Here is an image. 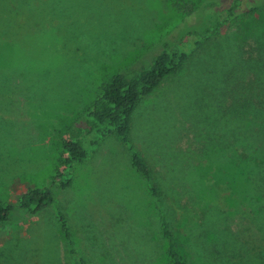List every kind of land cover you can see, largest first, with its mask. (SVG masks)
Masks as SVG:
<instances>
[{
  "label": "rangeland",
  "instance_id": "obj_1",
  "mask_svg": "<svg viewBox=\"0 0 264 264\" xmlns=\"http://www.w3.org/2000/svg\"><path fill=\"white\" fill-rule=\"evenodd\" d=\"M227 2L0 0V203L15 207L11 220L0 226V264H78L57 211L70 224L75 247L94 264H171L156 198L151 193H93L92 185L84 193L72 183L62 186L55 181L65 158L61 143L84 132V114L106 81L119 71L147 65L170 43V33L186 23L188 4L196 11L191 23L201 25L211 24ZM255 3L260 4L256 9L242 10L204 41L134 113L130 141L163 181L171 226L191 264H264V230L257 231L254 210L243 206L236 193L206 199L203 181L198 182L202 173L191 176L188 168L196 160L199 167L208 166L197 151L209 100L201 94L202 79L213 68L220 78L223 63L228 62L227 69L240 65L231 75L228 101L235 93L231 87L254 82L251 61L264 59V0ZM116 136L104 139L92 162L101 175L102 169L113 170V159L119 167L128 166L127 150ZM82 167L76 164L74 180H89ZM35 187H49L54 203L31 215L20 206V197ZM172 193L180 195L179 205L171 202L176 201ZM259 206L264 207V198ZM209 216L228 236L226 245L208 242Z\"/></svg>",
  "mask_w": 264,
  "mask_h": 264
},
{
  "label": "trees",
  "instance_id": "obj_2",
  "mask_svg": "<svg viewBox=\"0 0 264 264\" xmlns=\"http://www.w3.org/2000/svg\"><path fill=\"white\" fill-rule=\"evenodd\" d=\"M258 5L260 4H252V0H228L211 24L193 25L191 21L196 12L195 6L193 3L188 4L186 23L170 33V43L154 52L147 65L119 71L106 81L84 114V132L76 138H64L61 143L65 158L55 181L65 187L72 181V171L76 163L91 158L104 139L111 134L116 133L121 137L129 147L132 165L147 180L151 195L156 198L162 235L166 241V253L171 264L191 263L181 252L179 239L171 226L172 221L162 193L163 181L154 173L141 150L130 141L134 113L139 103L168 77L176 74L204 41L211 39L215 32L242 10L253 11ZM261 20L264 21V17H261ZM222 65L226 71L223 69L219 73L220 78H217L216 68H213L212 74L202 79L205 87L201 94L209 96V100L206 101L205 108L208 109L201 131L203 145L197 151L200 150L198 156L201 154L200 158L205 159L208 166L201 168L197 165L199 160H196L197 163L189 164V174L192 176L194 173H202V179L198 178V182L203 181L200 190L206 199H212V196L218 193H236L243 206L249 205L251 211L254 210L255 215L252 213V218L257 231L262 232L264 207L259 205L264 198V100L261 99V92L264 90V59L251 61L250 68L255 74L254 82L250 85L231 87L235 93L230 94L231 98L228 96V101L225 97L227 88H230L231 75L242 67L239 65L227 69L228 62ZM202 164L203 162H200V165ZM173 182L175 183L174 180ZM176 186L178 183L172 184L171 189L175 190ZM172 196L176 201L171 202L179 205L180 195L172 193ZM53 203L54 194L49 187L29 188L20 197V206L31 215L42 212ZM255 206L257 208L253 209ZM258 206L262 208L260 211L256 210ZM14 209L13 204L0 203V226L11 220ZM57 215L71 247V253L77 256V263L94 264L75 247L62 213L57 211ZM217 223L213 216H209L206 238L212 246L216 239L223 240L226 245L228 236L217 228ZM191 232L196 234V228H191ZM198 234L202 235L201 232ZM189 237L191 240L192 236ZM203 237L201 236L200 240Z\"/></svg>",
  "mask_w": 264,
  "mask_h": 264
},
{
  "label": "crops",
  "instance_id": "obj_3",
  "mask_svg": "<svg viewBox=\"0 0 264 264\" xmlns=\"http://www.w3.org/2000/svg\"><path fill=\"white\" fill-rule=\"evenodd\" d=\"M116 139L119 141L120 146L123 148H126L127 150L128 166L125 168L120 165L119 167V164L116 162V160L113 159L110 164V167H112L113 170L109 169V171L103 172L104 169H102L100 171L101 173H104V175L99 174L96 171V169H94L92 162L94 161V158L96 157V155H98L102 145L104 144V141H103L102 144L99 146V148L96 150V152L93 154L91 158L83 162L76 163L78 165L83 164V166L86 167L85 170L88 169V179L89 180H85V178H83V181H78V180L76 181V179L74 180L73 171H75L76 173V169H75L76 164L74 165L73 171H72V181H71V183L73 184V187L74 185L75 186L77 185V188L82 189L83 193L85 190L86 191L89 190V187H91V185L94 187L93 193H151L147 180L134 168V166L131 163L130 150H129L128 145H126L124 141L121 139V137H119L118 135L116 136ZM88 166H90L91 168ZM84 167H82V169ZM72 184L70 186H72ZM68 228L76 244L70 224H68Z\"/></svg>",
  "mask_w": 264,
  "mask_h": 264
}]
</instances>
